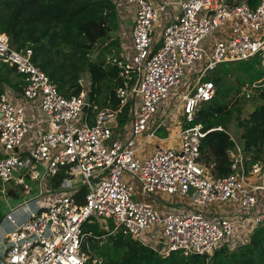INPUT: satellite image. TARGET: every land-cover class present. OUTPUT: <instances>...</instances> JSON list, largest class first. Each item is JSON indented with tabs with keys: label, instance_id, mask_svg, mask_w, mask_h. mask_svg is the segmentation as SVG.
Listing matches in <instances>:
<instances>
[{
	"label": "built area",
	"instance_id": "built-area-1",
	"mask_svg": "<svg viewBox=\"0 0 264 264\" xmlns=\"http://www.w3.org/2000/svg\"><path fill=\"white\" fill-rule=\"evenodd\" d=\"M114 2L121 13L133 12L132 54L115 61L124 83L116 91L118 109L99 111L93 124L84 112L85 89L62 95L33 61V50L12 48L0 33V63L14 67L26 82L22 91L8 89L0 100V194L6 197L5 185L13 183L29 196L0 222V264H90L82 228L91 218L111 221L114 232L163 256L212 255L221 245H242L264 222V163L247 172L235 143L228 151L232 173L214 175L201 147L222 128L194 124L200 105L216 95L209 72L255 56L264 62V0L254 8L249 0H171L179 14L166 21L157 49L156 27L169 5ZM130 105L134 116L121 124ZM179 111L190 125H179V145L144 154ZM62 171L68 176L60 187L48 189ZM77 178L88 191L83 200L76 196ZM136 188L152 201L136 200ZM163 194L177 199L166 214L154 204L165 201ZM159 235L162 247L147 244Z\"/></svg>",
	"mask_w": 264,
	"mask_h": 264
},
{
	"label": "trees",
	"instance_id": "trees-1",
	"mask_svg": "<svg viewBox=\"0 0 264 264\" xmlns=\"http://www.w3.org/2000/svg\"><path fill=\"white\" fill-rule=\"evenodd\" d=\"M261 1L249 0V4L254 8ZM120 29L121 18L113 0H0V33L9 37L12 48L32 49L33 61L62 95H78L83 90V76L98 73L90 91L93 103L87 110L91 124L99 111L119 107L116 91L124 83L115 64L122 60L120 38L114 35ZM207 80L216 86V95L200 105L194 124H203L205 130H222L212 131L203 139L205 162H214L213 174L218 177L232 173L228 151L235 144L229 132L234 122L242 130L240 147L249 172L254 164L264 163V62L255 56L222 63ZM25 84L14 67L0 63V100L8 89L20 92ZM129 109L124 110V116ZM186 124L181 125L182 129L187 128ZM157 134L163 139L169 137L165 128ZM67 176L62 171L54 177L52 189H58ZM87 192L82 187L76 196L83 200ZM7 196L19 200L22 190L8 189ZM2 218L0 210V222ZM82 230L87 237L84 249L90 251V264H264V222L252 229L244 244L221 245L212 255H186L180 251L163 256L131 236L114 232L112 222L105 224L97 218L89 219Z\"/></svg>",
	"mask_w": 264,
	"mask_h": 264
},
{
	"label": "rangeland",
	"instance_id": "rangeland-1",
	"mask_svg": "<svg viewBox=\"0 0 264 264\" xmlns=\"http://www.w3.org/2000/svg\"><path fill=\"white\" fill-rule=\"evenodd\" d=\"M127 10H130V9H127ZM132 12V11H131ZM133 13V12H132ZM122 17V16H121ZM169 16L165 13H162V16H161V21H160V23L157 25V30H158V33H157V37H160L161 36V34H162V32H163V22L164 21H167V20H169V18H168ZM131 18H132V16L130 15V14H128V17H126V16H123V18H121V29L119 30V32H117V34H115L114 36H117V37H119L120 39H121V44H122V46H123V48H128V47H130L131 48V44H130V42H129V39H127L124 35H128V33L130 32V28H131V23L129 22V21H131ZM168 18V19H167ZM130 44V45H129ZM92 57L93 58H95L96 57V54L94 53L93 55H92ZM91 72V71H90ZM210 73L211 72H209L208 73V77L210 76ZM97 75H98V73L96 72V71H93V72H91L90 74H86V75H84L83 76V78H82V84H83V88L88 92V91H91V89H92V87H93V85H94V83H96V80L98 79L97 78ZM92 83V84H91ZM182 90V89H181ZM176 102V101H175ZM167 104V103H166ZM249 105H251V103H249ZM182 125V124H186V122H185V119H184V117H182L181 116V112L179 111V112H177V115H175L174 117H173V122L170 124H167L168 126H165V128L168 130V132H169V135H171V136H173V137H176L177 136V132H178V134H179V125ZM187 125V127H189L190 125H188V124H186ZM154 127V126H153ZM229 132L231 133V135L233 136V138L235 139L234 141H235V143L237 144V145H241V143H242V139H241V133H242V130L238 127V125L236 124V123H234V122H232L231 124H230V127H229ZM26 143H31L30 142V137H27L26 138ZM204 162H205V159H204ZM206 163V162H205ZM207 164V163H206ZM210 165L209 166H211V165H214V162L213 161H210V163H209ZM215 166V165H214ZM207 176L208 177H211V175L208 173L207 174ZM13 185V183H11V184H8V185H5V188L7 189H9L10 188V186H12ZM0 187H1V184H0ZM33 187H34V189L36 188V189H38V184L37 183H35V184H33ZM137 189V192L139 191V189L138 188H136ZM21 190V189H20ZM24 197H27V198H29V196H26L25 195V193L22 191V198L21 199H23ZM5 197H3L1 194H0V210H1V214H2V216L4 217L6 214H7V204L5 203V201L3 200ZM136 198V200H140V199H138L137 197H135ZM162 199H164L165 200V202H166V204H168V205H171V202H172V205L176 202V198H173V199H171L170 198V196L169 195H167V194H163V196H162ZM159 203H161L162 205H164L165 207H167L166 205H165V203H163L162 201H159ZM183 203H182V201H179V203H178V205H177V207L176 208H179L180 207V205H182ZM165 207H162V208H160V211L163 213V214H166V211L167 210H165ZM2 237V233L0 232V238ZM155 243H153V242ZM152 241H149V242H147V244L148 245H152V246H154V247H156L157 249H158V247H162V240H161V235H159V238H158V240H152Z\"/></svg>",
	"mask_w": 264,
	"mask_h": 264
},
{
	"label": "crops",
	"instance_id": "crops-1",
	"mask_svg": "<svg viewBox=\"0 0 264 264\" xmlns=\"http://www.w3.org/2000/svg\"><path fill=\"white\" fill-rule=\"evenodd\" d=\"M114 1V0H113ZM153 2H155L158 6H161V5H165V4H168L169 6L166 8V10H165V12H164V14L166 13L169 17V20L170 21H172V19L176 16V15H178L179 14V9L178 8H174L172 5H170V1L171 0H152ZM119 14H120V18H123V16H126V17H128V14H130L131 16H132V18H131V21H129L132 25H131V30H130V32L128 33V35H124L127 39H129V42H130V44H131V36H132V30H133V27H134V21H135V18H134V15H133V13L131 12V11H129V10H126V9H122V13L119 11ZM122 16V17H121ZM167 18V19H168ZM169 20H167V21H169ZM122 23V22H121ZM166 24V21H164L163 22V26ZM157 33H158V30H157V28H156V41H157V44H156V47H155V49H157V46H159L160 47V45H161V42H162V34H161V36L160 37H157ZM129 44V45H130ZM120 46H121V56H122V60L124 61H126V60H128L129 58H130V56H131V54H132V44H131V48L130 47H128V48H123V46H122V44H121V39H120ZM158 47V48H159ZM120 76V75H119ZM186 81H187V79H186ZM184 83H185V81H184ZM83 87V86H82ZM84 89V88H83ZM88 93L91 95V105H92V103H93V101H92V94H91V92L90 91H88ZM132 105H130V109L128 110V113L124 116H122V120L124 121V124H128L130 121H131V119H132V116H133V109H132V107H131ZM129 107V106H128ZM87 113V112H86ZM130 113H131V116H130ZM125 117V118H124ZM120 119V120H121ZM121 122V121H120ZM168 126V125H167ZM180 126H181V124H180ZM180 126H179V130H180ZM165 128V127H164ZM163 129V128H162ZM166 129V128H165ZM168 129V128H167ZM166 129V130H167ZM178 130V131H179ZM168 131V130H167ZM36 134H37V132H35V133H33V134H31L29 137H30V142L31 143H26V141H25V144H24V146H23V148L21 149L22 151H26L27 150V148H29L31 145H32V143H33V138L36 136ZM179 143H180V139H179V136H178V132H177V136L176 137H173V136H171V135H169V137L168 138H165V139H163V138H160L159 136H158V134H157V139H153V140H151V142L149 143V144H147V146H146V150H145V153L144 154H149V153H152L154 150H156V148L157 147H176V146H178L179 145ZM51 183L52 182H49L48 183V185H47V187H48V189H52V187H51ZM73 184L75 185V186H77V187H81L82 188V183H81V180H80V178H77L74 182H73ZM9 189H14V190H20L19 188H16V186L15 187H13V186H10V188ZM53 190V189H52ZM35 191H37V189L35 188ZM47 196H48V194H47ZM137 198L138 199H140V200H147V201H152V199L153 198H151V197H146V198H144V197H142L141 196V194H140V192H137ZM4 201H5V203L7 204V211H9L10 209H12V208H15V207H17L18 205H20V204H22L25 200H26V197H24L23 199H19V200H17V199H15V198H11V197H9V196H6L4 199H3ZM163 203H165L166 204V202L165 201H162ZM154 204L156 205V206H158L159 208H162V207H165L164 205H162L161 203H159V200H156V202H154ZM168 204H166V206H167ZM172 205V204H171ZM168 206L167 207H165V210H167L168 211ZM111 222V221H110ZM108 223V222H107ZM107 223H105V224H107ZM1 239V238H0Z\"/></svg>",
	"mask_w": 264,
	"mask_h": 264
},
{
	"label": "water",
	"instance_id": "water-1",
	"mask_svg": "<svg viewBox=\"0 0 264 264\" xmlns=\"http://www.w3.org/2000/svg\"><path fill=\"white\" fill-rule=\"evenodd\" d=\"M91 105V95L89 94L86 99V106L84 107V112L88 110V107ZM135 108L133 106V116H134Z\"/></svg>",
	"mask_w": 264,
	"mask_h": 264
}]
</instances>
